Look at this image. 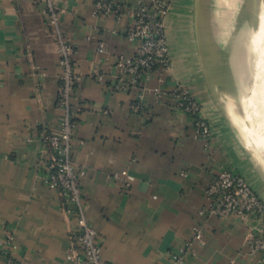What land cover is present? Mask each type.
<instances>
[{
  "label": "crops",
  "instance_id": "obj_1",
  "mask_svg": "<svg viewBox=\"0 0 264 264\" xmlns=\"http://www.w3.org/2000/svg\"><path fill=\"white\" fill-rule=\"evenodd\" d=\"M115 1L129 9L119 20L92 15L93 0H55L63 35L76 47L71 157L102 262L171 264L203 220L197 211L207 183L220 168L245 161L201 58L209 42V0H170V67L147 83L191 89L212 126L209 149L193 138L191 117L171 108V96L147 93L145 106L135 109L139 88L112 90L117 56L133 55L137 44L126 31L138 0ZM60 73L45 2L0 0V264L10 256L22 264H88L67 258L75 217L43 178L52 152L42 136L59 134L64 117ZM122 170L125 175L113 177ZM248 182L264 199V189ZM254 224L251 215L209 216L183 264H264L245 244ZM7 235L10 245L2 244Z\"/></svg>",
  "mask_w": 264,
  "mask_h": 264
},
{
  "label": "built area",
  "instance_id": "obj_2",
  "mask_svg": "<svg viewBox=\"0 0 264 264\" xmlns=\"http://www.w3.org/2000/svg\"><path fill=\"white\" fill-rule=\"evenodd\" d=\"M39 1L46 4L48 21L54 33L62 80L58 104L64 111L60 133L42 136L52 152L44 164L43 178L57 192L67 212L75 217V226L70 231L67 258L88 264H104L101 260L98 232L85 216L78 174L71 157L72 141L77 126L71 102L74 86L79 79L74 72L73 64L76 47L63 35L55 0ZM169 8L170 0H149L148 3H144L143 0L137 1L131 12L132 25L126 31V39L137 42L135 51L131 56L122 54L117 56L114 64L116 75L111 88L114 91L139 88L137 99L132 103L135 109L145 106L144 99L147 93L157 98L171 96V108L191 117L193 138L199 140L204 148L209 149L212 126L202 115L201 105L191 89L180 82L169 90L147 85L153 72L170 67V52L165 32V19ZM128 11L127 7L115 0H93L91 13L94 16H110L119 20ZM103 50V44L99 43L98 51ZM98 78L101 79L102 76L98 75ZM125 174L126 170H122L115 171L112 175L118 178ZM203 196L204 202L197 211L203 220L193 225L192 236L184 243L180 252L172 256L171 264L184 263L194 242L202 237L204 222L209 216L223 217L229 214L254 217L255 224L248 229L245 244L248 253H260L264 258V199L257 194L246 176L236 169L222 167L205 186ZM12 240L13 237L7 235L1 242L10 245ZM6 264H22V262L10 256Z\"/></svg>",
  "mask_w": 264,
  "mask_h": 264
},
{
  "label": "rangeland",
  "instance_id": "obj_3",
  "mask_svg": "<svg viewBox=\"0 0 264 264\" xmlns=\"http://www.w3.org/2000/svg\"><path fill=\"white\" fill-rule=\"evenodd\" d=\"M205 8L209 17V42L208 45L205 44L204 49L201 48L204 50L201 52V58L206 79L211 85L217 109L225 116L237 135L234 138L241 145L242 159L245 161L240 166L232 167L239 172L242 170L247 180L264 189V152L243 130L241 124L243 108L249 104L253 91V60L244 62L237 53L238 49L249 46L248 40L257 29L254 0H209ZM241 14L243 19L238 24L237 20ZM234 64L237 69L244 66L240 79L229 70Z\"/></svg>",
  "mask_w": 264,
  "mask_h": 264
},
{
  "label": "bare ground",
  "instance_id": "obj_4",
  "mask_svg": "<svg viewBox=\"0 0 264 264\" xmlns=\"http://www.w3.org/2000/svg\"><path fill=\"white\" fill-rule=\"evenodd\" d=\"M256 10V32L251 34L248 40L249 46L238 49L237 53L241 55L244 62L250 59L253 60V91L250 95V102L248 101L249 104L243 108V117L241 118L242 128L260 146V150L264 152V0L256 2ZM241 19H243L242 14L237 20L238 24H240L239 21ZM229 70L240 79L244 66L237 69L234 64Z\"/></svg>",
  "mask_w": 264,
  "mask_h": 264
},
{
  "label": "water",
  "instance_id": "obj_5",
  "mask_svg": "<svg viewBox=\"0 0 264 264\" xmlns=\"http://www.w3.org/2000/svg\"><path fill=\"white\" fill-rule=\"evenodd\" d=\"M258 0H254V7H255V22H256V25H257V10H256V2Z\"/></svg>",
  "mask_w": 264,
  "mask_h": 264
}]
</instances>
